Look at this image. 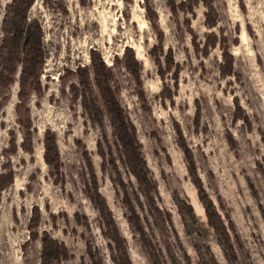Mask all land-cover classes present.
I'll list each match as a JSON object with an SVG mask.
<instances>
[{
  "label": "rangeland",
  "instance_id": "obj_1",
  "mask_svg": "<svg viewBox=\"0 0 264 264\" xmlns=\"http://www.w3.org/2000/svg\"><path fill=\"white\" fill-rule=\"evenodd\" d=\"M10 2L0 3V44ZM183 3L35 0L29 17L42 26L45 53L40 92L29 86L27 98L19 97L22 66L9 89L0 87V177L14 179L0 189V264H41L45 233L64 246L52 264H118L120 252L91 199L94 182L131 263L152 264L117 174L108 164L103 169L101 148L107 163L113 154L162 264H236L234 257L237 264H264V0H211L218 15L213 28L202 2L193 12L182 10ZM93 53L104 60L114 96L136 129L162 217L121 162ZM79 68L89 71V94ZM86 94L102 123L85 109ZM47 133L58 167L45 161ZM26 139L31 151L23 148ZM196 181L232 251L210 224ZM176 197L191 206L195 222L180 214ZM36 209L38 239L31 240Z\"/></svg>",
  "mask_w": 264,
  "mask_h": 264
},
{
  "label": "trees",
  "instance_id": "obj_2",
  "mask_svg": "<svg viewBox=\"0 0 264 264\" xmlns=\"http://www.w3.org/2000/svg\"><path fill=\"white\" fill-rule=\"evenodd\" d=\"M202 2L207 8V25L213 28L218 23V15L214 10L211 0H186V3L181 5V9L184 11L193 12L194 5ZM1 3V0H0ZM35 0H11L5 8V15L2 22V33L3 39L0 44V87L4 90L9 89V87L14 83V77L18 72V67L22 66V73L20 76V94L19 97L22 100L27 98V88L29 86H34L35 90L40 92V76L43 71L45 64V53L43 45V29L39 21L31 20L29 17V12L34 5ZM150 11V10H149ZM152 18V17H150ZM228 58V55H226ZM128 67L134 68L135 59L132 54L128 55ZM92 64L95 72L96 82L100 89L103 102L108 111L110 122L114 130V135L120 144V159L122 164L128 170V172L133 175L136 179L141 191L145 195L147 201L150 203L151 208L157 212L161 217L162 214L157 207L155 195L157 194V188L154 185V181L151 178V173L148 169L147 163L141 152V146L137 140L136 129L131 123L128 116L122 111L120 105L118 104L112 88L109 85L112 76L108 71V68L104 60L98 57L97 53L92 55ZM78 75L81 80V84L87 94L90 93L88 88V75L89 71L86 69H78ZM224 76H230L232 74L231 70L223 71ZM73 92L75 98L78 96V89L73 87ZM84 95L83 105L88 111L90 118L94 121L102 123L100 119V110L97 104L92 101V99L87 98ZM26 126V125H25ZM28 129V126H26ZM30 139V133L26 136ZM25 140L24 150L31 151L30 145ZM13 146L12 149L15 150V141H11ZM100 154L103 158V169L105 170L109 165L115 171L118 176L117 183L120 184L124 192L126 193V206L130 210L131 218L130 223L136 227L138 234L141 238V243L143 249L148 254L152 264H162L161 254L156 245L154 244L152 238L147 234L143 223L140 221L136 214L135 207L133 206L131 200L128 198L127 188L119 174L116 161L113 154H110V161H106V154L103 149H100ZM59 155L57 148L55 146V141L53 137L47 133L46 137V153L45 161L50 165H55L58 167ZM108 164V165H107ZM92 168V167H91ZM93 179L96 177L93 175ZM13 174L9 173L2 175L0 177V189L3 190L11 183H13ZM199 189V197L202 204L205 207L206 214L208 216L209 222L215 229L216 233L224 240V244L229 250L232 251L230 246V239L226 233V229L220 216L216 212L213 203L208 199L206 193L204 192L201 183L195 182ZM95 194L92 195L91 199L100 209L102 216L105 219L108 229L111 231V239L117 245V251L120 252V261L118 264H132L126 249L121 244V240L118 238L115 223L112 219V215L108 211L104 200L96 193L97 186L94 182ZM176 204L180 214L184 218H189L192 222L196 221L194 211L186 201H181L176 197ZM34 217L29 223L30 239L37 240L38 235L33 232L35 228L39 225V215L38 210H35ZM169 223H171L170 218H168ZM42 256L41 264H52L53 261H57L61 255L64 254V246L58 243L56 240L52 239L47 233L42 237ZM234 253V252H233ZM119 260V259H118ZM234 262L237 264L238 261L234 257Z\"/></svg>",
  "mask_w": 264,
  "mask_h": 264
},
{
  "label": "bare ground",
  "instance_id": "obj_3",
  "mask_svg": "<svg viewBox=\"0 0 264 264\" xmlns=\"http://www.w3.org/2000/svg\"><path fill=\"white\" fill-rule=\"evenodd\" d=\"M109 65H111V64H109ZM41 155V154H40ZM41 158V157H40Z\"/></svg>",
  "mask_w": 264,
  "mask_h": 264
}]
</instances>
